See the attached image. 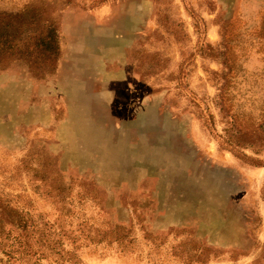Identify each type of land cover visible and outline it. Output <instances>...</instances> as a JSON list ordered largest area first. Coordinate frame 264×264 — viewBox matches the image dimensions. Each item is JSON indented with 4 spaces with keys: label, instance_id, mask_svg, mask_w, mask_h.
Masks as SVG:
<instances>
[{
    "label": "rangeland",
    "instance_id": "1",
    "mask_svg": "<svg viewBox=\"0 0 264 264\" xmlns=\"http://www.w3.org/2000/svg\"><path fill=\"white\" fill-rule=\"evenodd\" d=\"M0 195V264H264V0H0Z\"/></svg>",
    "mask_w": 264,
    "mask_h": 264
},
{
    "label": "trees",
    "instance_id": "2",
    "mask_svg": "<svg viewBox=\"0 0 264 264\" xmlns=\"http://www.w3.org/2000/svg\"><path fill=\"white\" fill-rule=\"evenodd\" d=\"M53 28L50 30L48 48L57 49ZM44 238V228L40 222L23 209L10 203L0 195V250L9 260H18L35 253L31 241H41Z\"/></svg>",
    "mask_w": 264,
    "mask_h": 264
}]
</instances>
